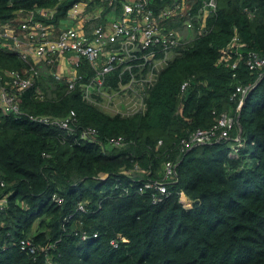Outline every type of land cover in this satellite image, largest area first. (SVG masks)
Returning <instances> with one entry per match:
<instances>
[{"label": "trees", "instance_id": "16d2710c", "mask_svg": "<svg viewBox=\"0 0 264 264\" xmlns=\"http://www.w3.org/2000/svg\"><path fill=\"white\" fill-rule=\"evenodd\" d=\"M82 1L0 0V25L73 26L78 18L69 10ZM177 1L148 4L157 13ZM205 1L185 0L189 7L169 24L191 19V32L203 23L207 32L178 45L147 86L145 110L112 113L85 99L79 82L69 90L57 65L44 62L21 94V111L0 109V264H264V66L247 64L251 52L264 57V0H217L215 10L203 13ZM93 2L87 11L105 8L87 23L89 31L121 5ZM27 66L0 47L2 80L7 70ZM78 72L84 82L92 78L87 58ZM238 84H254L242 107L231 98ZM71 109L79 125L73 134L29 116L63 117ZM222 112L236 119L229 138L182 148V139L210 129ZM88 126L97 129L95 141L81 137ZM120 135L124 144L108 143ZM170 160L177 175L158 200L144 185L164 180ZM182 192L192 207L184 206ZM54 194L64 197L62 204ZM23 238L33 239L35 252L21 247Z\"/></svg>", "mask_w": 264, "mask_h": 264}, {"label": "built area", "instance_id": "2783aa9c", "mask_svg": "<svg viewBox=\"0 0 264 264\" xmlns=\"http://www.w3.org/2000/svg\"><path fill=\"white\" fill-rule=\"evenodd\" d=\"M120 10H112L105 21L97 22L92 30H88L87 24L94 18H101L103 5L87 11L88 0L75 3L69 10L71 18H78L73 26L63 25L60 28L34 24L31 20L23 21L22 26L9 24L0 25V47L17 53L29 66L24 70H7L8 77L2 80L0 76V107L6 113L20 112L21 94L23 90L34 85L36 76L39 74L37 64L44 62L46 65L56 64L64 71L69 90L74 89L79 82L84 89V98L95 104H100L112 113H134L146 109L144 93L147 86L156 82L160 69L174 56V48L179 45L178 32L169 28V22L176 21L180 12H185L189 7L185 0H178L173 6L162 8L155 12L149 6V0H120ZM94 0L93 4H96ZM99 9L96 12V9ZM216 8V0L204 2L200 9L205 13L208 9ZM96 12V13H95ZM121 13V16L119 15ZM188 18V17H186ZM192 26L191 20L186 19ZM6 38H12L9 42ZM162 54V55H161ZM251 52L247 64L251 69L264 66V57L256 56ZM161 55V56H160ZM68 58L70 63L67 68L62 63V58ZM229 50H222V58H229ZM83 58H87L93 68L92 78L88 82L82 80L78 67L82 65ZM238 62L232 63L237 67ZM138 70V71H137ZM117 71V72H116ZM115 72V87L110 78ZM138 72H144L138 76ZM63 73V74H64ZM63 75L58 74L57 77ZM254 84H238L232 99L239 98L240 105L248 97ZM102 95L99 101L96 96ZM124 105V107L122 106ZM107 106L109 108H107ZM113 107V108H111ZM31 119L45 123H57L67 129L71 134L77 130L78 116L71 109L63 117L49 115H29ZM236 119L229 112H222L216 124L210 129H198L193 132L189 139H182V148L189 150L199 143L220 141L229 138L230 129ZM84 128V127H83ZM97 129L88 126L82 130L81 137L96 140ZM125 138L120 135L109 139L111 145L124 144ZM98 142H102L99 140ZM164 180H148L145 189H152L155 197L162 200L168 195V182L177 175L176 164L170 160L164 165ZM53 200L62 204L64 197L53 195ZM5 204V198L0 200V206ZM83 209V205H80ZM97 236V233H94ZM83 239L88 233L82 234ZM114 245L117 241L112 240ZM23 249L35 252L33 239L23 238L20 242Z\"/></svg>", "mask_w": 264, "mask_h": 264}, {"label": "clouds", "instance_id": "9594fccd", "mask_svg": "<svg viewBox=\"0 0 264 264\" xmlns=\"http://www.w3.org/2000/svg\"><path fill=\"white\" fill-rule=\"evenodd\" d=\"M208 1V0H207ZM216 7H217V0H216ZM216 9V8H215ZM215 9H208L207 11H210V10H215ZM206 11V12H207ZM205 12V13H206ZM191 20V19H190ZM186 21V20H185ZM183 22L182 23V25L181 26H171V25H169V28H174L175 29V31H177L178 32V37H179V45H181V44H186V43H189L191 40H193V39H195L196 37H198V36H200V35H202V34H204L205 32H207V29H205L203 26H204V23H203V26L202 27H199V28H195V31H194V33L193 32H191V29L193 30V28L195 27L194 26V24H193V22H192V20H191V23H192V26H190V25H188L186 22ZM173 22V21H172ZM174 22H176V21H174ZM171 22H169V24H170ZM197 32V33H196ZM178 47V45L174 48V56L178 53V51H177V48ZM162 55V54H161ZM160 55V56H161ZM174 56H172L169 60H168V62L171 60V59H173L174 58ZM69 62V61H68ZM168 62L163 66V67H165L167 64H168ZM47 66H50V65H47ZM54 66H56V64H54L53 66H51V67H54ZM249 66V65H248ZM162 67V68H163ZM250 67V66H249ZM57 68H58V71H57V75L58 74H61V75H63V77L65 78L66 77V75H65V73L63 74V73H61V72H59V71H61L62 69H61V67H58L57 66ZM161 68V69H162ZM160 69V70H161ZM117 72V71H116ZM160 72V71H159ZM114 75L115 74V72H112L111 73V75ZM56 75V76H57ZM38 77H39V74L36 76V79H35V81L38 79ZM111 77V76H110ZM159 77V76H158ZM35 83V82H34ZM33 86V85H32ZM252 91V90H251ZM251 93V92H250ZM249 93V94H250ZM249 96V95H248ZM45 97V95L43 94V95H41V98H44ZM231 98H232V96H231ZM246 100V99H245ZM244 100V102L241 104V107L245 104V101ZM20 107H21V103H20ZM0 109L2 110V108L0 107ZM2 112H4L3 110H2ZM4 113H6V112H4ZM8 113H10V112H8ZM238 138H240V136H238ZM184 197H186V199L187 200H189L191 203V205H190V207H192V205H193V203H192V200L185 194V192H182L181 193V201L183 202V204H184V206L185 207H188V204H186L185 203V201H184ZM190 207H188V208H190Z\"/></svg>", "mask_w": 264, "mask_h": 264}, {"label": "rangeland", "instance_id": "374dc122", "mask_svg": "<svg viewBox=\"0 0 264 264\" xmlns=\"http://www.w3.org/2000/svg\"><path fill=\"white\" fill-rule=\"evenodd\" d=\"M95 9H96V12L99 10V9H97V8H95ZM96 12H95V13H96ZM61 61H62V63L66 66L67 63H68V58L63 57ZM59 72L63 73L64 71H59ZM107 108H109V107L107 106ZM111 108H113V107H111ZM190 203H191V202H190ZM190 203L188 202V207H190V205H191ZM188 207H187V208H188Z\"/></svg>", "mask_w": 264, "mask_h": 264}, {"label": "bare ground", "instance_id": "6f19581e", "mask_svg": "<svg viewBox=\"0 0 264 264\" xmlns=\"http://www.w3.org/2000/svg\"><path fill=\"white\" fill-rule=\"evenodd\" d=\"M183 199H184V201H185L186 204H188V202L190 203V201L187 200L186 197H184Z\"/></svg>", "mask_w": 264, "mask_h": 264}, {"label": "crops", "instance_id": "0c3cea01", "mask_svg": "<svg viewBox=\"0 0 264 264\" xmlns=\"http://www.w3.org/2000/svg\"><path fill=\"white\" fill-rule=\"evenodd\" d=\"M69 65H70V63L68 62V63H67V65H66V67L68 68V67H69Z\"/></svg>", "mask_w": 264, "mask_h": 264}, {"label": "water", "instance_id": "95a60500", "mask_svg": "<svg viewBox=\"0 0 264 264\" xmlns=\"http://www.w3.org/2000/svg\"><path fill=\"white\" fill-rule=\"evenodd\" d=\"M240 134H242V130L240 131Z\"/></svg>", "mask_w": 264, "mask_h": 264}]
</instances>
